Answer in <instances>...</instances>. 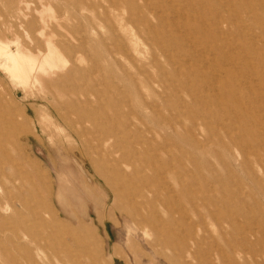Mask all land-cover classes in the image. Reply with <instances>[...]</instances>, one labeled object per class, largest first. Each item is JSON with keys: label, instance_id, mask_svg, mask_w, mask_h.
Returning <instances> with one entry per match:
<instances>
[{"label": "rangeland", "instance_id": "374dc122", "mask_svg": "<svg viewBox=\"0 0 264 264\" xmlns=\"http://www.w3.org/2000/svg\"><path fill=\"white\" fill-rule=\"evenodd\" d=\"M0 45L45 57L0 72V264H264V0H0Z\"/></svg>", "mask_w": 264, "mask_h": 264}, {"label": "bare ground", "instance_id": "6f19581e", "mask_svg": "<svg viewBox=\"0 0 264 264\" xmlns=\"http://www.w3.org/2000/svg\"><path fill=\"white\" fill-rule=\"evenodd\" d=\"M5 49H6V47L4 45H0V57L2 58L0 60V72L2 71L3 73L7 74L12 82L18 81L22 85H26V86L29 85V77H27V73H25L26 64L29 66L30 70L35 69V68H39L42 72H44L45 57H43V55H41V57L35 56L33 54H26L24 56H21L16 51L15 52H6ZM31 72H34V71H31ZM79 141L81 142L82 140L80 139ZM110 141H111V136L109 138L105 137V139L103 140V142L101 144L102 145L105 144V147H104L105 148L104 149L105 154L104 155L107 154V157H110V159L112 160L111 157H112V151L114 150V144L113 143L111 144V147H110L111 149L110 148L106 149V146ZM94 168H95V170H97V168L95 166H94ZM99 170L103 171L101 167H99ZM103 179H104L105 185H107V187H109V189H110V186H111L110 179H107L106 177H104ZM116 197H118L117 194H116Z\"/></svg>", "mask_w": 264, "mask_h": 264}]
</instances>
